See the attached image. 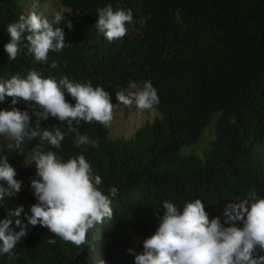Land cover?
I'll return each instance as SVG.
<instances>
[{"label":"trees","instance_id":"16d2710c","mask_svg":"<svg viewBox=\"0 0 264 264\" xmlns=\"http://www.w3.org/2000/svg\"><path fill=\"white\" fill-rule=\"evenodd\" d=\"M25 1L0 0V79L36 70L45 78L91 81L117 105L122 103L116 93L127 95L130 82L142 87L151 81L160 99L153 109L160 117L132 139H112L108 126L81 121L75 132L62 128L60 148L42 145L63 160L84 154L102 177L105 194L119 190L112 198L113 216L89 230L81 248L46 227L29 226L12 252L0 255V264H134L129 230L140 238L142 251L143 240L159 225L164 201L182 208L200 198L209 218L223 222L228 204L246 199L253 189L264 197V0H59L70 15L54 27L63 29L67 45L59 53L50 51L46 63L35 60L26 39L15 60L4 49L11 39L7 26L27 15ZM109 4L133 12L126 35L111 42L95 27L97 10ZM12 99L6 97L0 109L10 110ZM16 107L32 112L22 100ZM213 119L215 139L203 157L184 154ZM60 123L49 117L41 126ZM78 136L87 137L79 148ZM38 143L37 138L0 151L23 181L18 194L5 198L0 219L21 205L30 214L36 203L31 189L36 168L34 162L24 167L22 160ZM25 213L20 218L26 222Z\"/></svg>","mask_w":264,"mask_h":264},{"label":"clouds","instance_id":"9594fccd","mask_svg":"<svg viewBox=\"0 0 264 264\" xmlns=\"http://www.w3.org/2000/svg\"><path fill=\"white\" fill-rule=\"evenodd\" d=\"M97 14L95 27L109 42L124 37L128 31L126 25L133 21L131 9L114 10L111 4L98 9ZM63 18L57 13L50 22L35 11L21 14L17 22L7 26L11 39L4 49L8 59L15 60L20 54L22 39L27 40L28 51L37 62L46 63L50 51L61 52L67 45L65 33L54 24L59 25ZM71 26L69 22L68 27ZM51 67H57L55 61ZM129 86L137 90L127 95L123 91L116 93L119 103H134L139 110H150L160 103L151 81H145L142 87L132 81ZM66 95L75 103L69 102ZM6 97L13 98L10 110L0 109V137L9 141L7 149H20L25 141L37 138L40 143L32 153L37 178L31 180V189L36 203L30 207V214L21 205L9 208L7 216L0 219V255L10 254L27 235L29 226L37 225L81 248L86 244L89 230L113 216L112 198L119 190L112 187L105 194L102 177L93 172L84 154L63 160L42 145L60 148L65 139L62 128L75 132L74 125L81 121L108 126L117 104L103 86L94 87L91 81L75 82L68 77L45 78L36 70L26 77L17 74L7 80L0 79V103ZM21 100L28 103L31 113L16 107ZM49 117L59 120L60 125L51 129L42 127L41 122ZM86 142V136H78L76 147ZM16 176L8 157L0 155V207H6V197L21 191L23 181ZM162 207L159 225L153 235L143 240L142 252L137 254L129 249L134 264H264V255L257 252L258 249L264 252V197L255 189L246 199L226 206L223 222L219 216L209 218L206 204L200 198L186 202L182 208L170 201H164ZM22 213L26 222L20 218ZM55 242L49 240L51 244Z\"/></svg>","mask_w":264,"mask_h":264},{"label":"rangeland","instance_id":"374dc122","mask_svg":"<svg viewBox=\"0 0 264 264\" xmlns=\"http://www.w3.org/2000/svg\"><path fill=\"white\" fill-rule=\"evenodd\" d=\"M25 10L27 14L33 11L42 13L50 22L54 20L57 13L62 14L64 17L70 15V11L65 9L59 0H26ZM136 90L137 89H131L129 92H134ZM159 117L160 113L153 108L150 110H139L134 103L131 105H117L114 107L113 119L108 125L109 137L112 139H132L139 129L154 122ZM215 124L216 119H213L209 126L202 132L200 140L190 149H184L183 153L186 155L195 154L202 158L203 151L209 147L210 143L215 139ZM8 142L6 138L0 137V149H7L6 145ZM32 162V155L22 160L24 167H28L27 164L30 165ZM129 234L133 242L135 253L138 254L142 252L139 249L140 238L131 230H129Z\"/></svg>","mask_w":264,"mask_h":264}]
</instances>
